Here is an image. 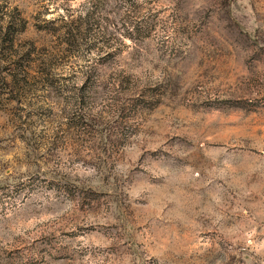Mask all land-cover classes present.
<instances>
[{"label": "rangeland", "instance_id": "obj_1", "mask_svg": "<svg viewBox=\"0 0 264 264\" xmlns=\"http://www.w3.org/2000/svg\"><path fill=\"white\" fill-rule=\"evenodd\" d=\"M124 1L0 0V264H264V0Z\"/></svg>", "mask_w": 264, "mask_h": 264}, {"label": "trees", "instance_id": "obj_2", "mask_svg": "<svg viewBox=\"0 0 264 264\" xmlns=\"http://www.w3.org/2000/svg\"><path fill=\"white\" fill-rule=\"evenodd\" d=\"M127 1H129V0H125L124 1V4L126 5V3H127ZM92 18V17H91ZM140 22L142 23V32L143 33H147L149 30V27H150V25L148 24V22L147 21H145V19L144 18H142V16H141V18H140ZM2 28V26H0V29ZM136 32H140V30L138 29V30H136ZM67 34H70L69 32H67ZM132 34H128V36H131ZM26 75H28V76H30L31 78H34V76H36V72H33V70H31V68H29L28 70H27V72H26ZM26 75H23V80H27L26 79ZM41 75H42V73H41ZM130 77L129 76H123V78H122V80H121V85L124 83L125 85H126V87L125 88H123L124 90H126V91H132V90H134V89H137V86H136V84H134V83H131V81H130ZM48 79L46 78V81H47ZM47 84H51V82H50V80H48L47 82H46Z\"/></svg>", "mask_w": 264, "mask_h": 264}]
</instances>
